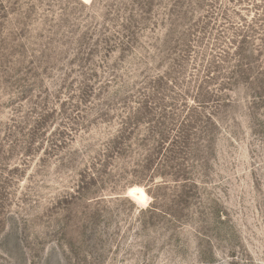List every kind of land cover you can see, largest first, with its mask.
<instances>
[{
    "label": "rangeland",
    "instance_id": "obj_1",
    "mask_svg": "<svg viewBox=\"0 0 264 264\" xmlns=\"http://www.w3.org/2000/svg\"><path fill=\"white\" fill-rule=\"evenodd\" d=\"M0 264H264V0H0Z\"/></svg>",
    "mask_w": 264,
    "mask_h": 264
},
{
    "label": "bare ground",
    "instance_id": "obj_2",
    "mask_svg": "<svg viewBox=\"0 0 264 264\" xmlns=\"http://www.w3.org/2000/svg\"><path fill=\"white\" fill-rule=\"evenodd\" d=\"M131 194L132 195H136V197H138L139 199H143V198H145L146 197V193L143 191V190H141V189H132L131 190Z\"/></svg>",
    "mask_w": 264,
    "mask_h": 264
}]
</instances>
